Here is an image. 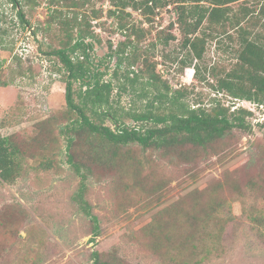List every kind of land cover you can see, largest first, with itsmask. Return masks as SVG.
Here are the masks:
<instances>
[{
    "label": "rangeland",
    "instance_id": "374dc122",
    "mask_svg": "<svg viewBox=\"0 0 264 264\" xmlns=\"http://www.w3.org/2000/svg\"><path fill=\"white\" fill-rule=\"evenodd\" d=\"M187 1L156 0L155 5L149 1L146 11L144 5L126 7L130 16L123 17L139 34L140 52L149 66L155 64V72L172 90L181 89L182 101L191 108H209L217 101L229 112L246 108L251 112L245 116L250 128L234 129L208 148L180 147L190 148L185 156L133 144L129 158L119 156L111 166L94 161L82 130L71 132L73 141L67 148L70 133L65 126L72 127L75 114L67 111L64 69L51 54L65 40L66 26L51 18L52 10L60 6L50 0H17L15 7L10 0H0V79L6 83L0 85V132L25 151L14 182L0 183V264H96L93 251L114 264H264V228L248 216L251 206L264 204V104L215 89L216 76L224 75L236 60L235 28L226 27L232 39H208L203 78L194 77L190 67L180 68L185 50L176 16L179 5ZM230 6L233 11L248 8V28L264 34V0ZM109 8H114L112 0H90L76 9L86 16L92 10L99 13L90 17L99 40L91 55L106 70L105 79H112L117 59L111 50L124 35L117 20L108 16ZM72 9L62 6L65 14ZM170 34L173 37L166 41ZM133 68L140 69L141 64ZM123 70L124 64L118 71ZM122 81L112 79L110 110L119 122L151 126L152 121L137 122L127 116L145 111L147 98L139 97L136 87L120 89ZM80 86L74 82V91ZM91 120L115 127L108 116ZM69 153L91 170L82 189ZM232 183L252 185V191L239 199L232 194ZM218 184L223 188L214 187ZM217 194L228 201L229 211L219 210L204 222L188 217L196 209L195 197L203 202ZM166 234L172 240L193 236L195 247L186 246L181 252L185 263L172 258Z\"/></svg>",
    "mask_w": 264,
    "mask_h": 264
},
{
    "label": "trees",
    "instance_id": "16d2710c",
    "mask_svg": "<svg viewBox=\"0 0 264 264\" xmlns=\"http://www.w3.org/2000/svg\"><path fill=\"white\" fill-rule=\"evenodd\" d=\"M15 7L17 0H10ZM90 0H50V3L59 5L52 10L51 18L58 19L66 29L65 40L54 49L53 53L61 67L64 69L65 77V100L68 114H75L72 118V127L68 124L65 130L69 131L67 148L73 141L71 132H86L87 141L91 148L92 158L96 162L115 165L120 159L129 158L130 145L137 144L141 148H152L160 150L164 155L175 153L186 155L190 148L181 149L184 146H196L208 148L214 142L224 139L232 133V130H249L250 125L245 116L251 114L243 107L229 112L228 107L222 106L219 101L214 102L209 108L197 106L191 108L188 103L182 101L181 89H174L166 81H162L155 72V64L149 66L147 59L140 52L139 34L134 26L125 20L124 16L130 14L124 12L126 7L149 9L148 2L155 5L156 0H112L113 7L107 10L108 16L117 20V28L124 35L115 46L110 44L111 54L116 56V67L112 73V79H123L119 88L125 90L127 86L131 89H139V97L146 99V109L141 112H127V116L134 121H152L153 124L146 128L142 126H130L123 121L119 122L116 113L110 110V97L114 84L112 79L103 78L107 73L102 70L101 64H95L91 55L94 43L99 42L95 36L90 17H99V13L92 10V14L86 16L77 8L83 7ZM245 0H188L179 5L176 23L183 34L182 48L185 56L179 61L180 68H192L194 77H202L205 70L204 53L208 39L226 36L232 39V34L226 29L227 26L236 29V40L238 46L234 49L235 62L222 76H216L217 92L224 91L229 96L237 99L264 104V34L252 31L248 28L249 9L242 6L233 11L231 4ZM62 6L73 8L72 12L65 14ZM233 11V12H232ZM264 16V9H261ZM21 21L26 25L28 21L24 18L21 10H18ZM264 25V21H263ZM73 30L75 32L73 33ZM133 40H130L131 37ZM173 36L170 34L167 39ZM110 54V55H111ZM141 64L140 69L134 70L136 63ZM124 64V70L119 73L118 69ZM74 82H79L78 91H74ZM0 85L6 83L0 79ZM149 88L151 90H149ZM152 92L151 99L148 98ZM78 99L76 101L75 99ZM101 118L108 116L114 121V128L96 123L91 117ZM25 155L23 151L9 135L0 132V183H12L19 175L21 169V158ZM77 159V158H76ZM68 160L80 175L82 189L84 180L90 175V168L85 164L74 161V155L69 153ZM78 160V159H77ZM232 194L243 199L248 191H252V185L240 186L232 183ZM223 188L222 184L214 186ZM81 196V195H80ZM195 201L196 209L188 212V217L206 221L216 216L219 210L227 208L230 210L228 201L216 195L208 201ZM82 202L83 199L80 198ZM85 205H87L84 202ZM264 204L261 208L251 206L248 216L258 226L264 228V218L261 217ZM203 218V219H202ZM224 216L223 219H230ZM221 221H217V226ZM192 236V235H191ZM165 238L170 242L172 254L180 263H185L182 251L184 247H195L194 238H172L166 234ZM189 243V244H188ZM188 244V245H187ZM204 252L208 245L204 244ZM105 254L93 251L92 256L96 264H114L115 261L103 258ZM178 255L181 256L178 258Z\"/></svg>",
    "mask_w": 264,
    "mask_h": 264
},
{
    "label": "water",
    "instance_id": "95a60500",
    "mask_svg": "<svg viewBox=\"0 0 264 264\" xmlns=\"http://www.w3.org/2000/svg\"><path fill=\"white\" fill-rule=\"evenodd\" d=\"M94 45H96V43H94Z\"/></svg>",
    "mask_w": 264,
    "mask_h": 264
}]
</instances>
